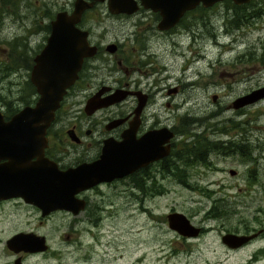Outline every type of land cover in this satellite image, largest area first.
<instances>
[{"label":"rangeland","instance_id":"obj_1","mask_svg":"<svg viewBox=\"0 0 264 264\" xmlns=\"http://www.w3.org/2000/svg\"><path fill=\"white\" fill-rule=\"evenodd\" d=\"M7 5L9 0L0 3V107L4 109L33 101L27 96L29 87L19 58L32 42L33 20L28 14L14 17L4 11ZM209 11L207 18L186 15L171 40L170 35L157 33L161 39L149 41L144 48L152 62H144L142 70L161 66L160 75L168 76L165 86L179 79L183 88L172 97L180 105V114L174 117L177 124L208 139L230 137L244 142L245 153L212 149L209 163H196L186 178H163V189L149 194L144 211L129 200L125 180L101 186L105 194L91 197L98 207L75 215L55 212L43 219L21 204L22 214L14 226H2L0 261L9 264L15 256L3 248V238L16 230H30L45 233L49 248L29 256L30 261L23 258L28 264H264V97L237 109L229 105L236 96L264 84V0H251L235 9L222 2ZM225 27L230 32L222 36L218 29ZM199 29L207 36L193 42L190 31ZM211 31L223 43L220 54ZM82 102L81 97L67 98L65 121L55 126L73 121L87 124ZM166 110L168 122L173 121ZM105 112L96 118L102 119ZM229 168L235 173L229 174ZM170 210L183 212L203 232L180 236L166 224ZM259 228L262 232L238 248H229L219 239L225 231L248 233ZM66 232L69 238L64 237Z\"/></svg>","mask_w":264,"mask_h":264},{"label":"flooded vegetation","instance_id":"obj_2","mask_svg":"<svg viewBox=\"0 0 264 264\" xmlns=\"http://www.w3.org/2000/svg\"><path fill=\"white\" fill-rule=\"evenodd\" d=\"M2 1L0 0V3ZM77 1L83 3V8L73 25L84 32L88 46L92 48L93 52L82 56L75 79L64 90L59 105L54 110L53 118L45 129L46 143L43 147V156L46 158V162L51 161L56 168L64 170L68 167L91 163L100 158L106 140H109L110 144H115L126 138L128 144L136 147L131 150V153H138V149H144L142 140L139 141L140 138L149 132L152 133L148 136L146 143L148 149L154 155L150 160L136 165L134 169L120 177H114L108 181H99L75 192L74 195L83 200V207L79 211H87L90 206H92L91 209L98 207L91 197L95 198L96 194H105L101 186L124 180L123 184H125L129 200L131 202L136 201L135 203L140 210H148L144 202L149 194H157L163 189L161 183L163 178L170 177L177 180L186 178L190 175V170L193 169L196 163H209L207 156L212 149H219L222 154H225V152L226 154L236 153L238 155L245 153L244 142L230 139V137L209 139L211 141L209 149H201L202 147H199L198 144L201 143V138H205V136H201L194 131L189 133L188 128L177 124V118H174L175 115L180 114L178 113L180 105L172 101L173 95L183 88L178 84L179 79H176L174 84L162 85L168 76L165 74L160 75L161 66L155 65L154 68L150 67L145 70H142V66L144 62H152L146 56L144 50L147 43L151 41V44H153L158 38L161 39L156 35L157 33L170 35L171 40L178 33L176 31L180 29L181 20L186 15L191 14L194 17L207 18L211 15L209 10L222 2H228L232 9H235L251 0L242 3H235L233 0H216L210 4H203V1L199 0L192 7L185 9L174 23L167 27L158 26L162 16L159 8H157L158 4L154 0H9L10 6L7 5L4 11L10 12L14 17L19 18L26 17V14H28L29 18L33 20V26L29 33L32 34V42L29 48L26 49L25 56H19L23 68L21 74L24 82L29 87L27 96H30L29 98H32L33 101L24 102L17 108L4 109L0 107L2 121L9 120L22 106L33 105L38 98L39 95L31 82V70L35 64V57L39 55L47 42L51 32V21L55 19L58 13L65 16L71 15ZM164 8L171 10L173 7L165 6ZM231 13V15L236 14L235 12ZM228 19L233 22L235 18L230 16ZM191 26L194 27V25ZM232 26L238 27L236 24H232ZM189 29H192V27ZM61 30L65 34V28ZM218 30L222 36L230 32L226 27ZM190 32L194 37L193 42L197 37L202 39L207 36L205 32L204 34L201 33L202 29L197 32L193 30ZM210 35L213 44L221 48L218 53H222L223 43L221 39L215 37L214 31H211ZM62 42L65 43V38ZM197 45L200 46L199 42ZM50 54L48 53L46 57L51 58ZM141 55H144L146 59L141 60ZM186 62L183 70L188 68V63L191 60L189 59ZM162 64L164 65V63ZM227 72H223V75H228ZM183 77L186 79L185 74ZM186 80L189 81L190 79L187 78ZM188 84L186 83L185 86H188ZM113 93H116L115 99L110 96ZM95 95L111 99V101L106 105L97 106L91 111H85L86 101ZM75 97L82 98V112L87 124L82 125L73 121L66 126L64 124L62 128L55 126L60 120L65 121L67 98ZM166 97H169V99H166ZM215 97L216 94L211 95L212 100ZM229 105L231 107V102ZM167 108L169 116L174 119L173 121L168 122L167 120ZM102 111H106L103 113V118L97 119L96 115ZM163 129L171 132L167 140L160 132ZM150 146L154 147V150ZM198 155H204L205 159L196 161ZM24 158L28 165L23 168L36 166V156H26ZM17 167L22 168L21 158L15 157L13 148L5 147L4 149L3 146L0 150V233L3 231L4 224H10L7 227H12L18 221L20 214H22V210L20 211L22 206H19L21 204L38 211L39 216L43 219H47L55 212L72 215L79 212L73 214L61 208L42 212L38 205L25 200L16 192L15 183L9 173L16 170ZM6 170L7 173L5 174ZM233 170L229 174H234L235 169ZM15 217L16 219H14ZM88 217L90 218V213H88ZM195 226L199 230L193 237L204 230L201 225ZM18 231L20 230L12 232L11 235ZM255 231H257L255 235L257 236L262 232V229L259 228ZM30 232L42 235L46 248L35 251H15L6 243L11 235L6 236L3 238V248L9 253L15 254L9 264H14L16 257H19L23 264H28L23 261V258L26 259L27 257V260H29V256L43 254L48 251L49 247L45 233ZM64 237L69 238V232L64 233ZM1 239L0 236V241ZM0 264H5V260L0 261Z\"/></svg>","mask_w":264,"mask_h":264},{"label":"water","instance_id":"obj_3","mask_svg":"<svg viewBox=\"0 0 264 264\" xmlns=\"http://www.w3.org/2000/svg\"><path fill=\"white\" fill-rule=\"evenodd\" d=\"M154 1L158 4L157 8L162 16L158 26L167 27L173 24L185 9L192 7L199 0ZM202 1L203 4H210L216 0ZM233 1L242 3L248 0ZM82 4L77 1L71 15L65 16L58 13L51 21V32L47 42L39 55L35 57V64L31 70V82L39 95L34 104L22 106L7 121H2L0 116V150L3 146L4 149L11 147L15 151V157L21 158L22 161V168L17 167L12 172L8 171L15 183L16 192L25 200L38 205L42 212L61 208L75 214L83 207V200L77 198L74 195L75 192L96 182L120 177L154 156L146 143L152 132L140 138L139 141L142 140L144 149H138V153H131V150L136 147L128 144L126 138L115 144H110L109 140H106L100 158L94 162L68 167L64 170L56 168L51 161L46 162L43 156V147L46 143L45 129L53 118L54 110L59 105L64 90L75 79L82 56L93 52L88 46L84 32L73 25L83 8ZM165 6L173 8L168 10L164 8ZM62 28H65V34ZM64 38L65 43L62 42ZM48 53H51L49 55L51 58L46 57ZM115 95L116 93L110 94L114 99ZM263 97L264 84L236 96L231 100V107L240 108ZM110 101L111 99L95 95L86 101L84 109L88 112ZM160 132L165 140L171 135L167 129ZM150 148L154 150V147L150 146ZM26 156H36V166L23 168L28 165L24 158ZM233 171L229 169V173ZM165 219L168 228L179 235L193 237L198 233L199 228L193 225L181 211H169L165 214ZM257 231L251 233L224 232L220 234L219 239L228 247L235 248L254 237ZM6 243L15 251H35L46 248L43 236L30 231H18L11 235ZM14 264L23 263L19 257H16Z\"/></svg>","mask_w":264,"mask_h":264},{"label":"trees","instance_id":"obj_4","mask_svg":"<svg viewBox=\"0 0 264 264\" xmlns=\"http://www.w3.org/2000/svg\"><path fill=\"white\" fill-rule=\"evenodd\" d=\"M210 140L208 138H201V143H199V147H202L201 149L208 150L210 146ZM200 155V154H199ZM196 156V161H203L205 159L204 155Z\"/></svg>","mask_w":264,"mask_h":264}]
</instances>
